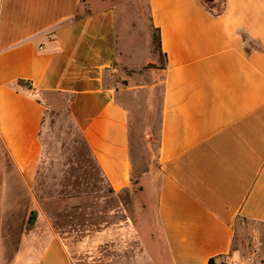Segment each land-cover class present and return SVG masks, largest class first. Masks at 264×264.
<instances>
[{"label":"crops","instance_id":"crops-1","mask_svg":"<svg viewBox=\"0 0 264 264\" xmlns=\"http://www.w3.org/2000/svg\"><path fill=\"white\" fill-rule=\"evenodd\" d=\"M84 2L0 0V264H73L44 205L43 134L56 113L111 197L140 181L125 91L108 84L116 9L80 14ZM147 2L162 64L156 164L133 222L97 223L95 264L121 263L123 235L134 264H223L246 225H264V0Z\"/></svg>","mask_w":264,"mask_h":264},{"label":"rangeland","instance_id":"rangeland-1","mask_svg":"<svg viewBox=\"0 0 264 264\" xmlns=\"http://www.w3.org/2000/svg\"><path fill=\"white\" fill-rule=\"evenodd\" d=\"M106 6L116 9L118 33V61L108 77V84L125 91L123 101L130 112L132 161L140 181L133 186L131 193L120 195L118 200L111 197L65 111L50 119L43 134L45 164L42 176L46 180L44 195L48 197L44 205L59 227L73 264H95L93 239L97 223L116 219L120 224L133 222L131 209L134 200H140L141 175L149 173L156 164L161 91L156 70L162 64L157 57V33L150 23L148 2L93 0L88 3L85 0L78 12L84 14ZM117 201L123 208L119 214L111 215L109 210ZM241 232V239L232 246L231 258L223 264H264V225L248 224ZM121 238L117 249L119 257L115 256V259L120 264L140 263L138 247L130 235ZM80 241H86L87 245L80 246ZM104 258L110 261V250L106 251Z\"/></svg>","mask_w":264,"mask_h":264},{"label":"trees","instance_id":"trees-1","mask_svg":"<svg viewBox=\"0 0 264 264\" xmlns=\"http://www.w3.org/2000/svg\"><path fill=\"white\" fill-rule=\"evenodd\" d=\"M154 29V32H156L157 33V48L159 47V43H158V31H157V29H155V28H153ZM157 68V67H156ZM209 264H214V262H213V259H210L209 260Z\"/></svg>","mask_w":264,"mask_h":264},{"label":"water","instance_id":"water-1","mask_svg":"<svg viewBox=\"0 0 264 264\" xmlns=\"http://www.w3.org/2000/svg\"><path fill=\"white\" fill-rule=\"evenodd\" d=\"M33 221H34V219L32 218L29 222H30V223H33Z\"/></svg>","mask_w":264,"mask_h":264}]
</instances>
